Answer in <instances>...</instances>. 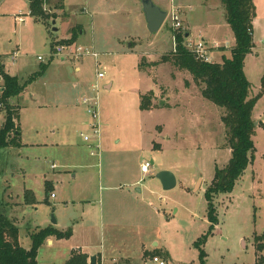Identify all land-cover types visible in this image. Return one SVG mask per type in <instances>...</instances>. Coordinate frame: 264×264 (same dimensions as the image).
Wrapping results in <instances>:
<instances>
[{
  "label": "rangeland",
  "instance_id": "rangeland-1",
  "mask_svg": "<svg viewBox=\"0 0 264 264\" xmlns=\"http://www.w3.org/2000/svg\"><path fill=\"white\" fill-rule=\"evenodd\" d=\"M152 1L167 12L177 7L181 29L192 40L203 38L208 46H218L214 62L230 59L233 33L220 0ZM54 2L43 7L46 20L28 16L20 26L13 15H27V1L0 0V56L6 69L25 78L41 71L42 64L49 68L35 85L46 106H28L29 97L24 96L14 120L22 129L20 147L0 151L1 213L17 227L25 249L31 247L30 236L42 228L71 230L69 238L43 242L37 264H66L79 248L91 257L100 253L106 262L113 258L140 264L142 251L155 249L168 255L169 264H199L196 243L210 226L204 193L216 168H223L231 157L223 110L203 99V86L188 72L161 61L172 51L169 20L150 33L141 0H63L69 17L55 12ZM253 3L255 47L243 63L249 94L258 98L251 113L256 152L234 190L213 198L218 224L201 245L206 264H264V95L259 96L264 0ZM82 9L91 16L81 14ZM72 27H82L77 45L99 54L98 70L92 57L50 58L53 47L71 36ZM74 66L81 71L75 73ZM98 71L102 79H96ZM60 94L70 95L77 104L83 95L97 97L100 158H91L79 137L80 132L91 134L89 125L64 127ZM145 95L152 103L149 110L140 107ZM73 111L91 123L84 107L74 105ZM51 127L56 128L53 137ZM45 137L52 145H44ZM150 161L149 173L143 176L140 166ZM163 170L176 177L171 190H162L155 178ZM25 190L33 193L34 204L24 203Z\"/></svg>",
  "mask_w": 264,
  "mask_h": 264
},
{
  "label": "trees",
  "instance_id": "trees-1",
  "mask_svg": "<svg viewBox=\"0 0 264 264\" xmlns=\"http://www.w3.org/2000/svg\"><path fill=\"white\" fill-rule=\"evenodd\" d=\"M225 11V21L233 33V45L230 59L221 62L205 64L195 60L182 46V36H177L176 52L171 51L168 56H163L161 61L170 62L177 69L188 72L194 82L202 85L201 95L223 110L221 121L226 134L227 146L231 157L223 168H216L212 181L204 193L207 206V221L210 223L207 235L196 243L199 249V264L205 263V253L201 248L206 238L211 235L217 223L216 208L213 206V198L218 194H230L234 190L235 183L242 177L247 167L255 157L253 136L256 123L251 113L257 97L250 96V82L244 75V59L251 53L255 45L253 43V21L256 10L253 0H220ZM43 5H48V0H30V16L43 21L48 15L43 13ZM71 38L61 43H71L79 35V29L71 30ZM45 66L41 69L43 72ZM37 75V74H36ZM0 78L4 87L1 99L5 105V117L0 128V151L8 147H20V131L14 121L18 115L17 109L9 105L8 101L19 96L24 89L15 77L9 76L0 66ZM32 76L28 82L34 80ZM262 88L259 96L264 95V75L262 76ZM141 109L149 110L152 107L149 95L142 98ZM34 196L28 190L24 191V203L34 204ZM1 210V204H0ZM18 229L0 211V264H37L36 255L39 247L49 238L66 239L71 235V230L57 231L52 227H45L30 236L31 247L25 249L20 246ZM257 249L261 250V245ZM157 255L159 253L156 252ZM165 256V254H163ZM261 260L254 264H261ZM66 264H90L88 256L82 253L72 254ZM97 264V263H95Z\"/></svg>",
  "mask_w": 264,
  "mask_h": 264
},
{
  "label": "built area",
  "instance_id": "built-area-1",
  "mask_svg": "<svg viewBox=\"0 0 264 264\" xmlns=\"http://www.w3.org/2000/svg\"><path fill=\"white\" fill-rule=\"evenodd\" d=\"M28 5L30 3V0H27ZM46 5H43V7ZM167 12V11H166ZM18 11L17 14L14 16V21L16 24H22L25 22V19L30 16L31 11L26 13ZM166 19L169 20V30H171V38H172V51L176 52V46H177V36H182V46L186 51L192 55V57L202 63L205 64H213V50L217 49L218 46L215 44L214 47L208 46L206 41L203 40V38H195L192 40L189 37V34L187 32H183L181 29L182 21L180 19V15L178 12L177 7L170 9L169 12H167ZM52 54L50 55V58H54V56H58L61 58V60H68V61H79L83 58L92 57L94 60V65L98 70V58L99 54L93 50V48H84L83 46L77 45L74 42L71 43H61L58 42L52 49ZM16 55L11 56V60L14 61L16 59ZM37 60L42 62L43 58L41 56L37 57ZM104 77V74L101 72H97L96 79H102ZM96 88L98 87L97 83L95 84ZM4 87L0 78V117L3 115L2 112H5V105L1 99L2 93H3ZM80 103L85 108L86 114L89 117L91 123L89 124L88 128L91 131L90 135H83L80 134V137L83 138V141L90 145V156H99L100 154V120L99 113H98V103H97V97L96 96H90L89 98L83 97L80 100ZM3 125V124H2ZM54 166H52L53 168ZM151 167L150 162H145L140 166V172L143 175H146L149 173V169ZM51 198H54L53 194L51 195ZM97 264H106L104 262L102 256L98 258ZM141 264H169L168 260H164L163 258L159 256H147L144 258L141 262Z\"/></svg>",
  "mask_w": 264,
  "mask_h": 264
},
{
  "label": "crops",
  "instance_id": "crops-1",
  "mask_svg": "<svg viewBox=\"0 0 264 264\" xmlns=\"http://www.w3.org/2000/svg\"><path fill=\"white\" fill-rule=\"evenodd\" d=\"M27 1V0H26ZM52 1H55L54 3H53V5H54V9H57V10H54L55 12L56 11H62L63 12V15H64V17H69L70 15H67L66 13H64V2H63V0H48V5H51L50 3H52ZM2 3V2H1ZM0 3V4H1ZM28 3V2H27ZM154 3V2H153ZM47 6V5H46ZM28 7H29V5H28ZM80 13L81 14H85V15H89V16H91L89 13H87V10L86 9H82V10H80ZM17 14V13H16ZM54 17H56V16H54ZM53 17V18H54ZM27 19V18H26ZM26 19H25V21H26ZM15 22V21H14ZM23 23H25V22H23ZM22 23V24H23ZM53 23H55V22H53ZM15 25H17L16 23H15ZM18 25H20L21 26V24H18ZM79 25V24H78ZM79 26H81V25H79ZM78 26V27H79ZM74 27H72V29H73ZM71 29V30H72ZM53 30H56L55 28L53 29ZM191 33V32H190ZM83 34V32H82V27H80V29H79V35H78V37L80 36V35H82ZM189 34V33H188ZM71 35H72V33H71ZM70 37L71 36H69V37H67L66 39H63V40H61V41H66V40H69L70 39ZM78 37L76 38V39H78ZM60 41V42H61ZM78 41V40H77ZM74 43H76L75 41H74ZM77 44V43H76ZM51 59H53V58H51ZM3 56H0V66L2 67V69L4 70V72L5 73H7L9 76H11V77H15L17 80H18V82L20 83V84H24V89L20 92V94H19V96H17V97H15V98H12V99H10L9 101H8V103H9V105H12L15 109H17V111H18V114H19V112H20V108H21V105H20V102L23 100V97L24 96H28L29 97V99H28V101H29V103H26V104H28V106L29 105H36V106H38V107H41V106H46L45 104H43L44 102H42V97L39 95V93H37L36 92V90H35V85L37 84V82H39V79H43V77L45 76V73L48 71V66H46V65H44V64H42V66H45V70H43V72H41V73H39V72H36L35 74H31V76H27V77H18V75L17 74H14V73H11L8 69H6V67H5V65H4V63H3ZM61 61H63V60H61ZM15 62V61H14ZM74 68V72L75 73H79L81 70V68H79L78 66H74L73 67ZM42 70V69H41ZM44 73V74H43ZM37 74V75H36ZM32 76H36V78L34 79V80H32L31 82H28V80L32 77ZM42 77V78H41ZM1 81H2V79H1ZM32 85H33V87H32ZM74 86H75V84H74ZM110 87V85H105L104 86V88L105 89H107V88H109ZM59 97V99L61 100V101H57L58 102V104L61 106L60 107V110H65V111H63V116L61 117V120H63V121H65V125H64V127H70V128H72L76 123H78L80 126H87V125H89L90 124V122H89V124H87V122L86 121H84L83 119H82V116L81 115H79L78 114V112H75V111H73L72 112V107L74 106V105H77V106H80V107H83L82 106V104L80 105L79 103L77 104V103H75L76 102V100H74L73 101V99H71L70 98V95L68 96V95H59L58 96ZM84 97V95L83 96H81L80 98L82 99ZM80 99V100H81ZM59 105H57L56 104V106H58L59 107ZM87 115V114H86ZM16 127L18 128V130L20 131V137H19V140H20V144H21V136H22V129H21V126L19 125V124H16ZM54 127H51V131H50V137H53L54 136V131H55V129H53ZM64 134H66L65 132H63ZM80 134H83V133H81L80 132ZM79 134V135H80ZM63 135V134H62ZM61 137H63V139H65V138H67V137H65L64 135L63 136H61ZM80 137V136H79ZM42 139H43V137H41ZM81 138V137H80ZM45 139H48L47 141V143L48 144H44V143H42V144H44L45 146H47V145H52L51 144V142H49L50 141V139H49V137H45ZM44 140V139H43ZM101 142V141H100ZM87 145V148H91L90 147V145H88V144H86ZM89 156H90V152H89ZM91 158H92V156H90ZM94 157V156H93ZM150 163L151 164H153V161H150ZM173 173V172H172ZM174 174V173H173ZM143 175V174H142ZM144 176V175H143ZM175 176V175H174ZM176 178V177H175ZM47 184V183H46ZM135 184H138V181L135 183ZM176 184H177V180H176ZM176 186V185H175ZM53 228V227H52ZM63 232V231H62ZM55 238H51V239H49V240H47L46 241V243L48 244V245H50V244H53V240H54ZM155 246H156V244H155ZM72 252H77V253H82V250L79 248V249H76V250H74V251H72ZM72 252H71V254H70V256L72 255ZM156 252L157 253H159V255H157L156 254ZM82 254H84V253H82ZM163 254H165V253H162V252H158V250L156 251L155 249L154 250H144V251H142V254L140 255V257L138 258V261H139V263L141 264V262H142V260L144 259V258H146L147 256H154V255H156V256H159V257H161V258H163L164 260L166 259V260H168V258H167V254H165V256L163 255ZM86 256H88V261H89V258L91 257V256H89V255H87V254H85ZM95 256V260H94V262L95 263H98V258L100 257V256H102L100 253L98 254V256H96V255H94ZM94 256H92V257H94ZM103 258V257H102ZM103 260H104V262H106V259H104L103 258ZM120 261V262H119ZM106 264H130V261H128L127 259L126 260H118V261H116L115 259H113L112 258V260H110L109 262H106Z\"/></svg>",
  "mask_w": 264,
  "mask_h": 264
},
{
  "label": "water",
  "instance_id": "water-1",
  "mask_svg": "<svg viewBox=\"0 0 264 264\" xmlns=\"http://www.w3.org/2000/svg\"><path fill=\"white\" fill-rule=\"evenodd\" d=\"M142 13H144L146 28L150 33H157L159 28L166 19L167 12L155 5L152 0H141ZM163 105L164 102L162 101ZM159 181L162 190H171L176 185V178L171 171L163 170L155 175ZM195 188V187H194ZM51 224L56 225L55 219L52 217ZM95 256L89 258L90 264H95Z\"/></svg>",
  "mask_w": 264,
  "mask_h": 264
}]
</instances>
